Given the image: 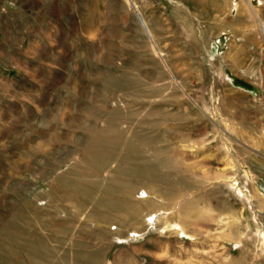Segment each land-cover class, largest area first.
Segmentation results:
<instances>
[{
	"label": "rangeland",
	"instance_id": "obj_1",
	"mask_svg": "<svg viewBox=\"0 0 264 264\" xmlns=\"http://www.w3.org/2000/svg\"><path fill=\"white\" fill-rule=\"evenodd\" d=\"M204 4L0 0V264H56L41 242L101 241L135 201L160 225L141 263L264 264V35L237 79L234 11Z\"/></svg>",
	"mask_w": 264,
	"mask_h": 264
},
{
	"label": "crops",
	"instance_id": "obj_2",
	"mask_svg": "<svg viewBox=\"0 0 264 264\" xmlns=\"http://www.w3.org/2000/svg\"><path fill=\"white\" fill-rule=\"evenodd\" d=\"M201 1L206 4H204V7L206 6L204 13L207 16L210 15V11L216 12L218 17L228 12L232 14L234 11L232 14L234 16L232 27L237 40L233 42L232 46V63L248 67L244 68V74L241 72L238 74L233 73L237 79L250 80L253 73L249 67L256 64V60L259 58L257 49L261 47L260 39L261 35H264V28H262V26L264 27V0H222L224 1L223 8L220 7L221 0H216L218 2L216 5L214 4L215 0H210L212 4H209V0ZM232 1L235 2V8L234 6L228 8ZM183 7L186 8L184 11L189 10L187 4ZM160 12V15L162 13L168 15L170 20L172 17L177 16V10L172 8ZM136 14L140 21V17L143 18L142 14L140 12H136ZM142 26L144 28L143 24ZM160 28H163V26H160ZM205 50L208 51L209 48L206 47ZM254 146L255 149L259 150L254 153V156L261 158L260 163L264 167V140H258ZM260 179H262L260 185L256 188L259 193L264 192V174ZM168 199L170 200L171 196ZM188 201L186 199L185 203H188ZM189 202L191 204L192 201ZM126 205L135 207L134 216L125 217L124 211H122L119 216L115 217V223L106 221V231L102 233L104 239L101 241L93 238L96 235L86 237L84 235L81 237L67 235L58 239L57 248L50 249L45 242H41V255L43 257L55 256L57 258L56 264H142L140 258H144L143 255H146L144 253L153 252V256L159 254L160 250L158 248H150L151 246L146 244L154 240L152 234L158 232L160 228L159 219L152 216L157 207L137 201ZM124 207L125 204H123ZM192 207L193 205H189V203L186 206L184 205L185 219H187L188 214L192 217V213L189 211ZM179 224L184 226L185 233H189L187 226L192 224V221L189 223L184 220V223L179 222ZM175 225H177L176 222ZM174 228L176 227L174 226ZM145 264H150V261H146Z\"/></svg>",
	"mask_w": 264,
	"mask_h": 264
},
{
	"label": "bare ground",
	"instance_id": "obj_3",
	"mask_svg": "<svg viewBox=\"0 0 264 264\" xmlns=\"http://www.w3.org/2000/svg\"><path fill=\"white\" fill-rule=\"evenodd\" d=\"M140 22L143 24V25H145L144 24V21L142 20V17H140ZM144 29L147 31V29L144 27Z\"/></svg>",
	"mask_w": 264,
	"mask_h": 264
}]
</instances>
